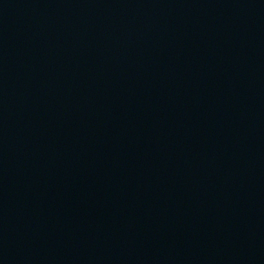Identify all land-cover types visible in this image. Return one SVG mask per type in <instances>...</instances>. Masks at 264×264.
<instances>
[{
	"label": "water",
	"instance_id": "water-1",
	"mask_svg": "<svg viewBox=\"0 0 264 264\" xmlns=\"http://www.w3.org/2000/svg\"><path fill=\"white\" fill-rule=\"evenodd\" d=\"M0 264H264V0H0Z\"/></svg>",
	"mask_w": 264,
	"mask_h": 264
}]
</instances>
